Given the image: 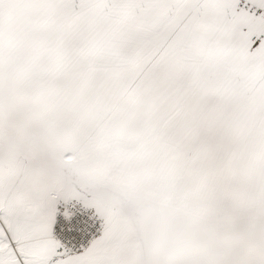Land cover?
Instances as JSON below:
<instances>
[{"label": "snow or ice", "instance_id": "6c2138e0", "mask_svg": "<svg viewBox=\"0 0 264 264\" xmlns=\"http://www.w3.org/2000/svg\"><path fill=\"white\" fill-rule=\"evenodd\" d=\"M0 264H264V0H0Z\"/></svg>", "mask_w": 264, "mask_h": 264}]
</instances>
